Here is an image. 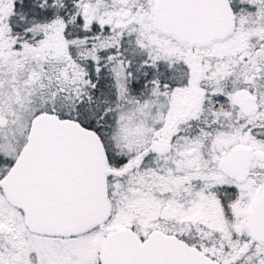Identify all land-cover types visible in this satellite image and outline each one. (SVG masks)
<instances>
[{"label":"snow or ice","instance_id":"6c2138e0","mask_svg":"<svg viewBox=\"0 0 264 264\" xmlns=\"http://www.w3.org/2000/svg\"><path fill=\"white\" fill-rule=\"evenodd\" d=\"M0 264H264V0H0Z\"/></svg>","mask_w":264,"mask_h":264}]
</instances>
